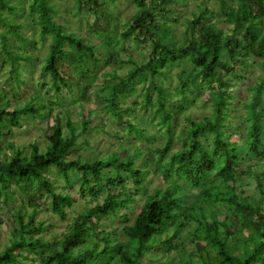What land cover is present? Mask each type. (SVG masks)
Returning a JSON list of instances; mask_svg holds the SVG:
<instances>
[{"label": "trees", "instance_id": "16d2710c", "mask_svg": "<svg viewBox=\"0 0 264 264\" xmlns=\"http://www.w3.org/2000/svg\"><path fill=\"white\" fill-rule=\"evenodd\" d=\"M74 1L75 14L95 15L90 26L92 33L108 45L116 46L120 42L112 35L117 25L112 27L109 19L106 20L114 16L113 13L102 11L103 1L108 0ZM134 1L140 9L133 24L120 35L123 40L132 37L138 44L150 40L151 52L140 64L131 58L135 64L126 76L111 74L114 80L106 79L102 98L106 102L105 109L122 123L133 107H122L121 99L137 92L138 84L147 83L144 99L134 101V105L153 108L159 116L158 123L166 127L164 144L151 150L156 154L152 160L167 184L151 191L147 189V164L142 167L135 164L136 157L142 154L139 146L133 154L124 157L115 153L92 160L71 158L79 151L78 137L88 128L89 120L85 116L80 131L68 119L65 132L60 116L56 115L54 129L46 134L45 151L33 143L30 153L25 155L13 141L4 146L0 139V205L7 206L16 224L9 242L0 249V264H33L34 260H38V264H140L156 244L178 249L187 240L195 246L196 253L190 252L186 263L194 264L196 258L201 264H264V173L253 170L251 165L242 167V161L251 158L257 165L264 163V75L250 86L251 97L244 104L245 114L240 123L243 127L235 126L239 132L244 128L241 132L244 142L233 139L230 132L233 125L228 110L234 94L229 93L231 79L223 75L241 77L238 67H248L249 56L261 58L264 67V0H214L217 9L209 6L212 0H199L193 18L187 19L184 42L180 45L169 43L173 31L168 24V15L173 11L171 5L179 0ZM26 3L41 37L51 38L41 67L42 77H50V87L59 94L71 87L70 78L59 66L76 69L77 99H84V88L96 79L95 70L100 67L97 46L56 21L52 0H26ZM18 7L12 0H0V29L6 28L0 30L3 51L11 44L10 35L27 43L20 31L22 24L14 21ZM218 15L234 25L232 35L224 34L211 21ZM159 16L167 20L160 24ZM28 42L36 46L35 41ZM118 54V51L111 53L104 64L117 61ZM7 56L12 73H16L21 62L32 59L31 54L23 53H7ZM90 63L95 69L90 68ZM174 66H179V83L169 91L156 78L168 75ZM198 85L209 88L212 111L201 119H188L184 142L175 148L173 115L167 109L168 100L174 92L192 102L189 91ZM8 95V91L0 90V137L2 130L20 127L22 120L44 115L42 108L47 107L27 102L10 110ZM56 102L60 103L59 97ZM182 106L175 107L181 109ZM131 128L141 135L138 127L131 125ZM7 134L12 135L11 129ZM209 139L210 143L206 144ZM7 149L12 151L11 155ZM52 167L67 183L72 174H77L82 194H91L94 200L103 194V199L83 210L59 239L47 240L34 236L43 229V223L35 220L43 199L49 200V209L61 220L66 219V209L73 204L71 193L56 190L49 177ZM247 178L256 182L257 190L263 195L259 201L243 188ZM190 187L199 191L188 203L185 197ZM135 193L144 195V202L129 223L127 214H118V211L129 207ZM221 210L223 219L218 216ZM111 216H119L125 222L122 240L112 238L104 229L99 232L102 224L94 219ZM184 231L186 233L181 235Z\"/></svg>", "mask_w": 264, "mask_h": 264}, {"label": "rangeland", "instance_id": "374dc122", "mask_svg": "<svg viewBox=\"0 0 264 264\" xmlns=\"http://www.w3.org/2000/svg\"><path fill=\"white\" fill-rule=\"evenodd\" d=\"M12 0V3L18 4L15 12L14 21L21 23L23 38L27 43L23 44L21 40L10 35L9 39L11 44L7 47L6 51L2 50L0 41V90L9 92L8 98L10 104L8 109H13L15 106L24 105L27 102H33L36 105H46L42 108L44 115H35L33 117L22 120L20 127L10 128L12 135L9 136V128L2 130L1 141L5 146L8 142L13 141L15 145L24 151L25 155L30 153L31 145L36 143L40 146L42 151L46 150L47 140L46 134L55 127V116L59 115L67 132V121L71 119L75 123L77 131L82 129L83 116L88 117L89 124L87 130L78 137V152L72 154L71 158L80 157L83 160H92L97 157H109L112 154H117L119 157L131 155L134 153L137 146L141 147L142 154L139 158L136 157V167H142L147 164L148 172L146 175L145 183L147 189L151 191L155 187H164L165 182L160 170L157 169L156 163L152 160L155 157V151L151 150L154 147L164 144L167 136L165 134L166 127L158 123L159 116L154 113L153 108H143L134 105V101H141L144 98V89L147 83L138 84L137 92L128 98H122L120 105L122 107H133V111L125 115V121L118 123L117 118L107 111L104 107L105 101L102 94L105 93L106 79L113 81L111 74L116 73L119 76H126L129 73L130 67L135 62L130 61L132 58L138 64L145 61L151 52L150 40L142 43H137L132 37L123 40L120 33L127 27L133 24L132 20L140 9L134 0H117V1H103L102 11H111L114 16L109 19L112 27L117 25V30L112 33L116 40L120 42L116 46L108 45L98 35L90 31L91 24L95 21V15L92 13L82 14L81 16L75 14L74 0H52L55 5L56 13L54 17L59 24H62L66 30L75 32L81 36L84 41L93 43L97 46L96 54L100 61L99 68L95 70L96 79L84 88V99H77L79 88L77 85V70L74 68L65 67L63 64L59 66L64 75L70 78L69 83L71 87L63 89L61 93L54 91L50 87V77H42L41 67L44 64V59L49 49L51 42L50 36L41 37L38 26L35 23V18L29 14L26 0ZM199 0H186L178 1L172 4L173 11L168 15V24L171 26L173 33L170 34V44L180 45L184 42L183 31L187 27V19L193 18V12L197 11V4ZM212 9H217V3L212 0L209 3ZM154 10L155 8L149 7ZM9 15V14H8ZM102 21L105 19H101ZM158 23H163L167 20L166 17L159 16ZM215 25L222 29L224 34L232 35L234 25L226 22L225 18L218 15L211 18ZM4 26L0 30H5ZM28 41H35L36 46L33 47ZM118 51L117 61L111 64H104L109 55ZM7 53H23L31 54V61L21 62V66L16 73H12V66L9 62ZM249 66L238 67V74L241 77L232 74H223L229 77L232 81L229 87V93L234 94V98L230 101L228 110V118L232 121L230 132L233 139L243 141V129L241 132L236 131L235 126L243 127L241 123L243 115L245 114V102L251 97L250 86L254 85L261 76L264 75V67L261 64V58L249 56ZM125 61V62H124ZM104 65V66H103ZM90 68L95 69V66L90 63ZM179 66H174L170 73L166 76H158L157 82L169 91H173L179 81L177 72ZM200 81V79H199ZM217 83H214L216 86ZM209 88H202L201 86L191 87L189 91V98L192 102H188L182 95H177L173 92L167 103V109L173 115L171 124L173 125L174 145L173 147H181L183 138L186 136V128L189 126L188 119H201L204 115H208L212 111L211 102H209ZM153 96L156 93L153 92ZM59 97L60 103L56 102ZM6 101V100H5ZM182 104L181 109L175 106ZM235 109V110H234ZM228 121V120H227ZM138 127L139 133L132 130L131 125ZM209 137H212L209 134ZM129 139V140H128ZM201 140L205 141V138ZM209 139L206 144L210 143ZM188 142V140H186ZM8 155L12 151L7 149ZM2 157H4L2 155ZM251 165L252 169L264 173V163L262 165L255 164V159L251 158L250 161L243 160L242 167ZM49 177L53 180L56 190L71 193L73 204L67 207V217L61 220L59 216L49 209V200L43 199V203L35 215L37 223H43V229L34 234L35 237L52 240L59 239L63 232L79 217V214L86 208L93 206L97 201L103 199V194L97 200H94L91 194H82L80 190V183L78 175L72 174L70 182L67 183L64 178L59 176L54 167L51 168ZM264 177V174L262 175ZM183 183L182 180H180ZM250 183V184H248ZM128 185L132 186V181L128 179ZM185 187V186H184ZM243 188L247 194H250L254 199L260 200L263 195L257 190L256 182L253 179H245ZM134 191V189H133ZM197 188H187L185 197L188 203H191L197 193ZM134 200L129 203V207L122 208L118 214H127L129 223L132 222L134 216L140 211L144 202V195L135 193ZM46 201V202H45ZM0 249L9 242L12 229L15 227L13 222L12 212L5 204L0 205ZM222 210H225L221 207ZM219 211V219H223V211ZM102 224L99 232L103 229L109 232L113 238L122 240L124 238V231L122 226L125 224L124 220L119 216L101 217L99 220L94 219ZM184 231L181 235L185 234ZM115 234L117 236H115ZM93 239L96 237L93 236ZM163 239V238H162ZM176 239H174V244ZM180 245V248H169L164 244H156L154 249L147 252L140 262V264H192L186 263V257L190 252L196 253L195 246L189 240ZM187 244V245H185ZM101 245V243H100ZM34 259V257L30 258ZM38 260H34L33 264H38ZM32 264V263H31ZM194 264H201L195 258Z\"/></svg>", "mask_w": 264, "mask_h": 264}]
</instances>
